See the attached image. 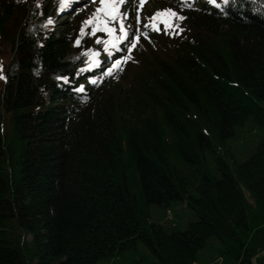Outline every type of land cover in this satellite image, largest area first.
<instances>
[{"label":"trees","instance_id":"trees-1","mask_svg":"<svg viewBox=\"0 0 264 264\" xmlns=\"http://www.w3.org/2000/svg\"><path fill=\"white\" fill-rule=\"evenodd\" d=\"M38 1L0 0L13 53L0 96V264H98L139 246L156 264H197L210 238L224 264H264V136L233 171L217 159L219 178L191 183L174 163H199L249 119L264 130V0L173 8L171 53L138 49L127 90L104 81L80 97L75 74L96 46L80 37L69 58L79 22L44 38ZM173 203L196 220L181 231L147 222L149 207ZM9 222L31 249L5 237Z\"/></svg>","mask_w":264,"mask_h":264},{"label":"rangeland","instance_id":"rangeland-1","mask_svg":"<svg viewBox=\"0 0 264 264\" xmlns=\"http://www.w3.org/2000/svg\"><path fill=\"white\" fill-rule=\"evenodd\" d=\"M60 0H44V3L48 8H52L54 5H56L57 2ZM86 3H83L82 5L78 6L75 8L74 12L71 15H76L75 21H79L82 19L81 22V27L83 26L84 28L88 26V24H84L83 22L88 20L89 17L93 16V13H96V19H99L100 21L102 20L103 24L106 25L107 28L114 29L112 32L107 33V37L104 35L105 31H100V30H92L93 38L95 41L97 39L100 40L99 45H105L103 35L105 36V40L109 38L110 40L117 41L118 38H116V32H120L121 26L124 28V32L122 33L126 37H128L129 42L132 43V46L135 44V41L131 39V33L135 32L136 34L140 36H145V33L148 36V39L145 41L144 44L138 46L139 50L144 49L146 53L149 52V47L148 46H153L151 47L155 51H161L163 54H168L172 52V47L170 43H173L171 41H162L160 39H156L152 36L156 34L158 31L153 30L152 24L153 21H150V17L153 16L154 13H156L158 10H163L165 8L166 3L162 1H168V0H148L149 2L147 3L146 1L141 4V0H112V3L115 4V9H114V14H119V17L117 19H112L110 14H107L105 16V19L100 18L98 12L96 11L98 8L102 7L100 0H85ZM202 3L210 4L208 0H203ZM201 3V4H202ZM213 5V4H211ZM112 5L108 4V10L111 9ZM60 9V5L57 7L55 11V15L51 18V23H48L49 27L52 24V27L50 28L52 34L56 37L58 36L62 31H64L67 26H71V24H65L67 22V18H65L64 11L67 10L68 8H64L63 10H58ZM122 11L121 14L119 11ZM171 18V14L168 13L166 17L163 16V18H167V20ZM80 18V19H79ZM49 20V19H48ZM65 20V21H64ZM65 22V23H63ZM106 22V23H105ZM90 24V23H89ZM102 23H98V25L95 27V29L101 28L103 26ZM10 40H7L4 42V40H0V66L7 67L12 56V51H11V45H10ZM104 42V43H102ZM118 42V41H117ZM125 46L120 47V51L123 52ZM127 52L130 50L127 49ZM130 53V52H129ZM81 54V50H77L73 53V56ZM105 54H108V52L104 50L99 53V55H93V59L96 60H101ZM125 57L128 55L127 53L124 54ZM133 58L135 55L132 56ZM92 58L90 60H92ZM108 58L110 59L111 56L108 55ZM120 61L121 63H124L125 60L124 58L116 59L113 60L114 63L116 61ZM140 60V58H138ZM132 61V60H131ZM131 61L126 63V67L124 70H122L117 78L114 80L110 81L111 83L115 84H121L124 89L127 90V85H125L128 82V78L132 77L135 71H137V67L139 65H136V61L133 60L132 64ZM110 64L109 68H112V65ZM117 65V67L119 66ZM139 64V63H138ZM106 64V66H108ZM123 66V64L121 65ZM116 67V68H117ZM107 68V69H109ZM116 68L112 69V73L115 72ZM122 69V68H121ZM106 73V69L104 71ZM110 74V75H111ZM128 74H131L128 77ZM1 78V75H0ZM2 84L3 81L0 80V96H1V90H2ZM86 87V85L84 86ZM1 109V107H0ZM4 119H7L5 116H1V111H0V123L4 121ZM10 128V125H4L3 130L6 131ZM264 136V130L256 125L251 119L246 121L242 126H239L236 129V134L235 137L219 144L217 141L213 139V150L215 153H211L209 150H206L204 152V157L201 158L199 163L195 164H187L189 167H184L181 165V163L175 161V165L177 169L181 172L182 176L186 177L191 183H195L196 181H199L205 173H209L210 175L219 178L220 173H219V163L217 162V159L222 160L228 168L233 171L235 167L244 161H246L255 151L257 145L260 143ZM135 190L134 192L139 195L140 189H139V184L138 180L135 182ZM191 191V190H189ZM248 202L250 204L253 203V199H249ZM143 204V201L140 202ZM170 212H165V210L151 206L148 209V223H159L161 224L164 228H166L168 231L171 229L169 227H174V231L176 230H184L189 222L195 221L196 218L193 215L192 211L190 212L186 206L185 203H173L169 207ZM188 213H191V217L188 218ZM254 214V212H253ZM173 221H170L172 220ZM188 220V221H187ZM255 221L252 218V214L249 215V225L250 227H254ZM174 224V226H173ZM251 235V234H250ZM5 237L10 239L12 241V245L16 246L17 243L25 245H29L30 243V236H25V233L21 232V230L17 227V225L12 222H9ZM248 241V240H247ZM32 245H29V249H31ZM29 249H27L29 251ZM220 249H224V247L221 245V243L216 239V238H210L208 242L206 243L205 248L200 251L198 254V263L197 264H224L225 261L223 260L222 257H220ZM220 250V251H219ZM258 250V248H256ZM98 264H156L154 259L152 258L151 255L148 254V252L142 247L139 246L138 249L134 252H126L122 254H115L114 257L110 259H103L98 262ZM227 264V263H226Z\"/></svg>","mask_w":264,"mask_h":264},{"label":"snow or ice","instance_id":"snow-or-ice-1","mask_svg":"<svg viewBox=\"0 0 264 264\" xmlns=\"http://www.w3.org/2000/svg\"><path fill=\"white\" fill-rule=\"evenodd\" d=\"M70 2H71V0H60V9H58V10H63L65 7H68L69 4H70ZM208 2H209L210 4H213L214 6H216V7H218V8L221 6V4L218 2V0H208ZM228 2H229V0H223V3H228ZM100 3H101V5H104V4H106V3L112 5L111 9H109L108 12H106V14H110L111 17H112V19H115V18H116V17H115V14H114L115 4L112 3V0H100ZM142 3H143V0H141V4H142ZM189 7H191V5H189ZM96 11H97V12H101V11H104V9H102V8H98ZM168 13H171V15H172L173 17H176V16H177V13L173 12L171 9H164V10H158V11H157L156 13H154L153 16L150 17L149 19H150V21H156V20H157V17H161V16L166 17ZM95 18H96V13H93V16H92V17H89V19L86 20V21H84L83 23H84V24L95 23ZM184 18H185V17H183V16H180V17H179V19H184ZM51 22H52V21H51V18H49L48 23H51ZM105 23H106V22H105ZM159 23H163L164 26H165V28H168V27H169V22H168L167 18H164V19L160 20ZM152 27H153V30H156V31L159 30V28H158V26H157L156 23H153V24H152ZM95 30L107 31V32H112V31H114V29L107 28V27H101V28H98V29H95V28H94V31H95ZM80 31H81V33L84 32V27H83V26L81 27ZM181 31H183V29H181ZM120 32H121V33L124 32V28H123V26H121V28H120ZM145 36H147L146 33H145ZM121 38H123V37H121ZM136 39H139V37H136ZM96 42H97V43H100V40L97 39ZM76 44L79 45V37L77 38ZM112 47L115 48V47H116V44L113 43V44H112ZM105 51L108 52V55H109V56H112V53H111L110 51H108V46H107V42H106V41H105ZM93 52H94L93 49H87L86 52H85V54L87 55L88 53H93ZM95 55L98 56L99 53L96 52ZM77 59H79V57H77ZM99 63H100L99 60H94V61H92V62L88 65V68L90 69L91 67H95V66H97ZM119 63H120V61L117 60L116 63H114V64L112 65V68L106 69V72H107L108 74H111L112 69H113V68H116L117 65H118ZM84 70H85V69H81L80 71H84ZM60 78L63 79V80H65V81L68 80V77H60ZM91 82L95 83L94 80H92ZM83 89H84V86H83V85H79L77 90H78V91H83Z\"/></svg>","mask_w":264,"mask_h":264}]
</instances>
